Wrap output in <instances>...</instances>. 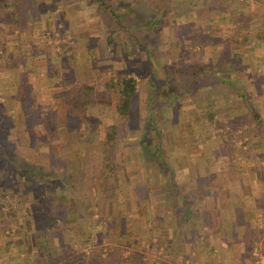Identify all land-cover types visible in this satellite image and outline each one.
I'll return each instance as SVG.
<instances>
[{"label": "rangeland", "instance_id": "1", "mask_svg": "<svg viewBox=\"0 0 264 264\" xmlns=\"http://www.w3.org/2000/svg\"><path fill=\"white\" fill-rule=\"evenodd\" d=\"M40 1L42 0H8L5 4L0 5V33L5 32L7 35L5 38L9 37L11 43L17 42L15 45L9 46L6 42L7 38L2 42L0 40V70H5L6 75L10 72L14 75L15 69L22 67L20 71L16 70L15 76L0 77V101L1 99L6 100V90L5 93L3 92L7 87L6 81L21 86L24 83L21 71L30 68V64L23 59L15 63L10 58L12 57L9 53L10 50L16 52L14 47L17 46H19V52L17 56H14V59L23 55V43L19 40L22 31L33 33V29L30 27L31 23L28 22L39 20L40 15L41 19L50 25L54 19L49 17V9L47 10L45 7L42 14L37 13L35 8H37L36 5H41ZM98 1L96 0L95 3L100 4ZM53 2L52 14L57 16L56 20L61 22L62 26L65 22L76 26L80 20H86L89 15L88 19H97L98 23L110 24L111 27L109 33L111 38L108 42L103 43L101 37L94 39L99 40L90 44L88 52L84 54L86 59L76 58V56L83 55L75 52L76 45L71 41V29H66L65 33H62V39L59 38L61 37L58 35L61 33L59 31V33L54 31L55 35L53 36L48 34L50 38H56L49 44L54 45L58 50L62 48L69 54H64V56L75 57L76 59H73L75 65L81 64L88 70L92 68V65L96 66L92 68L95 77H83L80 80L82 84L86 85H79V87L91 88L84 97L87 102L85 116L81 117V120L79 118L75 120L78 116L67 119L66 108L64 109L63 103H60L62 101L66 103L71 91H78L75 89L79 87L74 86L60 99L59 96H56L57 94H51L50 90L56 89V81L59 82V86L62 83L58 79H55L56 81L49 79L45 84L48 90L43 89V84H39V86L34 84L37 89V94L34 97H39L41 106L31 108L27 112V115L29 112L31 115L27 117L29 119L24 122V125L19 124L20 129L7 123L8 110H0V139L3 138L1 140H3L5 151L13 153L15 158L24 157L26 160L34 159L33 155L36 156L38 151L47 148H53V151H57L58 154L65 153L63 155H68L70 150L78 149L95 152L96 156L91 155L86 158V161L93 162L92 172L85 173L87 177L89 174H92V177L97 175L87 182L90 186L93 183L95 193L101 188L103 191L98 193L100 197H108L113 203L110 205L111 208L116 209L122 215H111V220L95 221L94 225H90L91 222L89 224L88 222H77V225L85 224V228H89L82 234H80L81 231L74 230L72 231L74 236L69 231L70 233L61 237L58 235V229L55 231L52 229V226L61 223L58 220L61 214L56 210L57 208L59 211L72 210V204L60 207L48 195L44 197L45 202L34 200L29 204L28 197L24 196L26 190L23 191L15 185L13 188L5 187L8 180L0 172V260L9 254L12 258H18L20 264H64L65 260L79 254L82 259L75 264H152L154 256L162 257L153 252L156 240H153L151 236L150 203L152 193L161 190V188L166 191V182L168 179L171 181L172 175L170 174L172 173H168L166 166H170L173 171L184 164H203L202 158L199 157L200 152H210L213 155L218 152L231 153L230 146L238 145L240 149L237 148L236 153L239 154L241 151L260 145L253 146V140L249 138L252 135L258 136L259 134H254V132L263 130L260 121L258 120L257 124H251L249 112L240 114L237 120L232 118L227 123L219 122L215 118L220 119L223 115L221 116L222 113L215 110L216 101L213 93L206 96L207 123L202 124L201 116H203L204 110H202V102L199 101L202 93H199L198 87L203 83L210 85L215 82L222 83L224 90L228 93L226 94L224 91V95L230 97V93L233 91V99L236 104L241 99L238 105L252 103L253 99L254 103L258 100L255 97V87L264 86L260 72H253L251 77L249 73L247 76L249 79L247 77L239 78V82L242 80L244 87V92L242 91L239 98L232 87V81L235 79L232 77L234 72L217 71L218 65H220L217 62L222 66L226 63H233L231 57L235 56L237 49L241 50L242 47L245 49L248 46L251 47L254 54L264 53V0H196V3L192 1L186 3V0H165L161 5L156 4L153 8L137 6V10L134 9L136 0H103V7L97 9L95 14L86 12L84 7L86 5L83 2L76 5L74 3L72 6L65 1ZM61 2L64 6L62 12L57 10ZM144 5L145 3H143V7ZM110 9L119 16V20L123 23L121 28L115 27V17L109 13ZM14 12L17 13L14 15ZM204 12H208V14ZM208 18L209 20H207ZM158 19L161 20L160 23H157ZM11 20L9 28H2L3 24H7ZM251 20L256 27L249 28V24V31L257 28V33L259 32V36L262 38L256 39L255 33L252 42L250 39L249 42L239 41V35L234 30L236 27L232 26L234 24L246 26L245 23ZM13 28L18 33H13ZM49 37L45 39L48 41ZM30 41L32 39L27 43ZM208 47H212L210 51H207ZM102 56H110V58L102 60L100 59ZM207 59L209 60L207 61ZM45 61L43 63H46ZM104 63L107 66L100 70L98 67ZM6 66L9 68L5 69ZM199 66L205 68L207 66V70L200 73ZM122 75L134 78L137 89L136 114L133 118L132 115L129 116L130 120L127 121L122 120L114 111V106L118 103L115 81ZM223 79L228 82L224 83ZM248 88L251 91H248ZM150 94L153 101L148 103ZM48 104L50 106L43 108ZM222 104L225 105V102ZM151 106L153 109L151 115L155 123V141L151 140L147 132L144 133L148 119L146 113L149 111L148 109H151ZM40 113H47L46 116L44 114L43 121L37 117ZM136 119L139 121L136 122ZM56 120L60 122L62 120L64 123L56 125L53 123ZM83 120H85L84 123H82ZM213 120L219 123H214ZM68 123L79 125L77 126L78 131H81L80 127H84L81 136L87 137L89 140L79 141L77 129L73 132L66 130L65 126L67 127ZM111 123H116L118 126L116 158L114 157L117 162L116 166L99 162L101 161L103 131L106 125ZM25 129L27 133L22 134L21 132H25ZM228 129H234L232 137H228L227 132L223 133ZM58 130L61 131V137L56 140L54 134ZM28 132L32 133L29 135ZM142 146H148L152 153H155L156 150L159 151L160 155L156 157V161L144 158ZM211 160L212 157H207L206 164H209ZM161 161L166 162L165 167ZM227 163L230 162L227 160ZM0 164L2 163L0 162ZM103 164L105 169H103ZM6 166L7 164L3 162L2 167ZM56 166L60 167L58 164ZM76 172L83 173L84 171ZM101 174H107V176L102 175V178L105 179L104 185L97 178ZM74 178L75 176L70 177V180L74 181ZM76 182L83 183V180L78 179ZM155 182H159L157 184L159 187ZM45 189L39 190L37 186H32L30 191L45 193ZM105 189L106 193H104ZM72 190L78 191L76 196L80 197L79 190ZM59 192L62 193L59 196H67L68 199L69 190L60 188ZM31 196L33 198V195ZM68 202L70 201L68 200ZM41 208L49 212L51 222L42 219L45 214L44 212L41 214L39 210ZM46 223L50 225V233L44 232L43 228L46 226L43 225ZM60 225H58L59 228ZM38 228H41L43 232H39ZM77 233L79 235L75 236ZM37 234L41 236L42 246L35 243ZM82 235L88 236L87 242L81 240ZM6 242L7 247H1Z\"/></svg>", "mask_w": 264, "mask_h": 264}, {"label": "crops", "instance_id": "2", "mask_svg": "<svg viewBox=\"0 0 264 264\" xmlns=\"http://www.w3.org/2000/svg\"><path fill=\"white\" fill-rule=\"evenodd\" d=\"M53 1L57 3L58 1L69 2L68 5L70 6L74 3L76 5L83 2L86 5L84 6L85 11L90 12V14H95L97 9L99 10L103 7V4L95 3L96 0H42L40 1L41 5H36L37 8L35 9L37 13L42 14L45 11V7L47 10L49 9V17H53L54 19L51 25L46 21L44 22L41 19V15L39 20L28 22L31 23L30 27L33 29V33L26 31H22L21 33L19 40L23 43L22 57L14 59V56L18 55L19 46L14 47L16 52L12 50L9 52L13 62L17 63L20 59H23V61L30 64L29 69L22 70L24 73L21 71L24 80L21 86L6 81L7 87L3 90V92L6 90V93L4 92L6 100L1 99L0 110H8L6 121L9 124L15 125L16 123L24 125V122L29 119L27 117L31 115L30 112L27 115V112L31 108L41 106L39 104V97H34L37 94V89L34 84L38 86L39 84H43V89L48 90L45 87L48 80L54 81L58 79L62 84L59 86V82L55 80L56 89H51L50 93L57 94L56 96H59L61 99V96L67 94L74 86L86 85L80 82L83 77H95L94 70H92L95 65H92L90 70L87 67L83 68L81 64L75 65L76 63L73 62L75 57L64 56V54H69L64 52L62 48L58 50L54 45L53 48L49 43L54 42L53 40L56 38L53 39L54 37L50 38L49 36L55 35V32L58 31L61 32H58V35L61 36L62 33H65L66 29H71V41L76 45L75 52L83 55L76 56L78 59H86L84 58L86 56L84 54L88 52L90 44L92 45L94 44L93 41L96 42L99 40L94 39L101 37L103 43H106L111 38L109 34L111 29L110 24H100L97 19V21L95 19L90 20L88 19L89 15L86 20H80L76 26H72L68 22H65L62 26V23L56 20L57 16H53L52 14L51 6L54 3ZM62 2L57 9L61 12L64 11ZM16 13L14 12V15ZM11 19L13 20V18ZM12 20L7 24H3L2 28H9ZM245 24L246 26L244 24H234L232 27H236L234 30L239 35V41L244 40V42H249L250 39L252 42L255 33H257V28L249 31L248 25L250 24L249 28L256 27V25L253 24V20ZM15 32L18 33L13 28V33ZM5 36H7L5 32L0 33L1 42L7 38L6 42L9 46L17 43H11L10 38H5ZM46 37H49L48 41L45 39ZM59 38L62 39V36ZM31 39L32 41L27 43ZM211 48L208 47L207 51H210ZM251 51V47L249 46L246 49L244 47L241 50L237 49L235 56L231 57L233 63H226L227 66L226 64L224 65L228 68V72H234L232 77H235V79L232 81V87L235 89L234 92L238 94L237 96L239 98L241 97L242 91L244 92L242 80L239 82V78L245 79V77L249 76V73L251 77L253 76V72H260L264 84V53L254 54ZM210 57L212 58V56ZM105 58H110V56L100 57L102 60ZM44 60H46V63H43ZM257 62H260V64H257ZM217 63L220 64L218 65L217 71L221 72L224 66L219 62ZM106 66L104 63L98 68L101 70L102 67ZM7 68L9 67L6 66L5 69ZM21 69V66L20 68H16L15 73L16 70L20 71ZM198 69L202 73V71L207 70V66L206 68L199 66ZM105 71L108 72L109 70L107 69ZM15 73L13 75L10 72L6 75L5 70H0V77L15 76ZM247 78L249 79V77ZM198 88L199 93H202L199 101L202 102V110H204L203 116H201L202 124L207 123L205 114L207 108L206 96L207 94L212 95L213 93L216 101L215 110L222 113L221 116L223 115L220 119L216 117V120H219L221 123H227L232 118L237 120L240 114H248L250 112L248 116L251 115V124H257L256 122L261 120L260 122L264 130L263 85L255 87V97L259 101L256 100L254 103L253 99L251 100L253 104L246 103V105L245 103L238 105L241 99L238 101V104L234 102L233 91H231L230 97L224 95V91L226 94L228 93L224 90L225 88L222 83L215 82L213 85L203 83ZM250 88L253 89L252 86ZM248 91L251 90L248 88ZM222 102H225V105ZM60 103H63L64 106L63 101ZM47 106H50V104L45 105L43 108ZM44 114L45 116L47 115V113ZM44 114L40 113L37 116L39 120L43 121ZM254 115L256 116L254 117ZM213 122L219 123L214 120ZM53 123L62 125L64 122L62 120L61 122L56 120ZM11 130L14 131L12 128ZM21 133L25 134L27 132ZM55 133L54 137L57 140V138L61 137V131L58 130ZM259 135H252L249 138L253 140V146L260 145L248 148L239 154L218 152L213 155L210 152H200L199 157L202 158L203 164H184L179 168L173 169V171L170 166H166L168 173H172L170 174L172 178L169 175L171 181L169 179L167 180L166 191L161 188V190L152 193L150 203L151 236L153 240H156L153 252L160 254L162 257L154 256L152 264H252L254 260L252 249L254 247L258 248L260 258H264V131ZM41 139L49 140L48 138ZM94 153L88 150L83 151L78 149L74 151L70 150L68 151V155H63L65 153L58 154L57 151H53V148H47L46 150L38 151V155H33L36 160H27V162H30L34 166L33 170L28 171L29 174L37 178L33 184L29 185L26 183L22 186L23 191L26 190L24 196L28 197L29 204L34 200L38 202L39 200H43L45 202L44 197L46 195L53 198L54 203L60 207L65 204H72V210L59 211L58 208L56 210L61 214L58 219L61 225L57 223L52 226V229L54 231L58 229V235L61 237L65 236L69 231L72 234L74 230L85 231L89 228H85V224L77 225V222H88V224L91 222L90 225H94L95 221L106 222L112 219L111 215L115 216L119 214L116 209L111 208L110 205H113V203L108 197L102 200L96 197L93 183L90 186L87 181L80 183L76 182V180H70V177L78 174L76 171L92 172L93 162L86 161V158L91 155L96 156L97 154ZM207 157H212L209 164H206ZM227 160L230 162L229 164ZM99 162L102 164L104 161L101 160ZM220 163L226 164L220 165ZM57 164L60 167L56 166ZM103 169H105L104 164ZM155 184L157 185L159 182H155ZM8 185L7 187H14V184L9 183ZM32 186H37L39 190L46 188L45 193L41 191L40 193L39 191L32 193L30 191ZM89 186L91 187L90 190ZM157 187L159 186L157 185ZM60 188L69 190L68 199L67 196H59V194H62L59 192ZM72 189L79 190L81 192L78 193L80 197L76 196L78 191L75 192ZM28 190L29 192H27ZM31 195H33V198ZM36 196L38 198H35ZM39 210L41 214L42 212L45 214V217H42V219L51 222L52 219L48 215L49 212L43 208ZM98 218L99 220H97ZM58 225H60V228ZM43 226H46L43 228L44 232H51L48 223ZM38 230L39 232H43L41 228H38ZM72 235L74 236V234ZM77 235L79 233L75 234V236ZM261 264H264V259H262Z\"/></svg>", "mask_w": 264, "mask_h": 264}, {"label": "trees", "instance_id": "3", "mask_svg": "<svg viewBox=\"0 0 264 264\" xmlns=\"http://www.w3.org/2000/svg\"><path fill=\"white\" fill-rule=\"evenodd\" d=\"M8 0H0V5L2 3H6ZM11 1V0H9ZM137 2L135 3V10H137V6L141 7V8H145V7H149V8H153L154 5L159 4L161 5L165 0H136ZM186 3H190L191 1L196 3V0H186ZM101 4H103V0H99L98 1ZM143 3H145L144 7H143ZM140 5V6H139ZM109 13L112 14V16H114V20H115V27L117 28H121L123 26V23L119 20V16L116 15L111 9L109 10ZM202 13V12H201ZM205 14H208V12H204ZM198 14H200V12H198ZM210 18V17H209ZM209 18L207 20H209ZM157 23H160L161 20H157ZM211 21V18H210ZM208 22V21H207ZM155 24V23H154ZM125 25V24H124ZM124 29L126 30V27H124ZM262 36H259V32L256 33V39H261ZM223 70L225 72L228 73V68L224 66ZM224 83L228 82V80L223 79L222 80ZM115 87H116V94L118 97V103L114 106V111L116 113L117 116H120L122 118V120H130V117L132 115V118L135 117V108H136V99H137V89H136V81L134 80V78H132L131 76H120L119 78L116 79L115 81ZM75 90L78 91H71V94H69L68 99L66 100V103L64 102V109L66 108V113H67V119L73 117L76 118V116H78L75 120H77L79 118V120H81L80 118L85 116V112H86V105L87 102L86 100H84V97L89 93V91L91 90V88L86 87H79ZM152 98H151V94L148 96V103H151ZM153 105V104H152ZM149 111H147V122L145 124V128H144V133L147 132V134L151 137V140L154 139V137H156V133L154 134L155 131V123L153 122V117L151 115V111H153L152 106L151 109H148ZM155 111V110H154ZM256 115H254L255 117ZM85 120L82 121V123H84ZM139 121L136 119V122ZM208 121L209 118H208ZM261 121V120H260ZM66 122V121H65ZM81 123V122H80ZM77 124H79V122H77ZM76 123H68V126L66 128L67 131L69 132H73L76 131L77 129V125ZM260 124H262L260 122ZM144 125V123H143ZM10 126L12 127H16L17 129H20V125L19 124H15L12 125L10 124ZM238 127V126H237ZM240 127V125H239ZM23 128H25V126H23ZM79 129V128H78ZM77 129V139L79 141H86L89 140V138L87 137H83L81 136V133H83V128L80 127L81 131H78ZM117 129L118 126L116 123H111L106 125L104 131H103V138H102V143H101V150H100V157L101 160L104 161L105 163H109V164H113L114 166H116L117 162L115 161V156H116V142H117ZM233 130L234 129H228V131H223V133H226V135L229 136H233ZM260 130V129H259ZM25 131L27 132V130L25 129ZM261 131H257L256 133L254 132V134H260ZM29 135L32 132H28ZM143 135V134H142ZM3 139V138H1ZM0 139V162L3 164L6 163L7 166L4 168L2 167V164H0V172L4 174V178H7L8 180V184H14L15 187H19V188H23L22 186H24L26 183L27 184H33V182L35 180H37V178H35L34 176H31V174H29V170H33L34 166L30 163L27 162V160L22 157V158H15L13 153H10L9 151H5V148L2 144V141ZM30 141H32V139L29 138ZM141 140V139H140ZM143 141V140H141ZM150 141V139H149ZM155 141V139H154ZM87 143H90V141H87ZM142 143V142H141ZM243 143V142H242ZM245 143V142H244ZM141 145V144H140ZM230 148L232 149V153H236L237 148L240 149V146L236 145V146H230ZM143 156L146 160H155L156 161V157L158 155H160L159 151L156 150L155 153H152V151H150V148H148V146H142L141 147ZM115 157V158H114ZM162 165L165 167L166 166V162H162ZM35 174V173H34ZM97 175V174H96ZM96 175H94V177H91V175L89 174V176H86V173H78L76 174L74 180H83V181H90L93 178L96 177ZM102 175L107 176V174H101L100 176H98L97 178L99 179L98 181L102 183V185H104L105 179L104 177L102 178ZM104 180V181H103ZM36 183V182H35ZM8 184H5V187L9 186ZM105 188V187H104ZM103 191L101 188L98 189V192H96V195ZM106 193V189L105 192ZM101 194V193H100ZM106 196V194H104ZM98 198L100 200H102L103 198L100 197V195L98 194ZM100 206V205H98ZM84 231H81L80 234H82ZM35 236V235H34ZM41 236H39L38 234L35 236V243L36 245H41L42 246V241H41ZM83 239V241L88 240V236H83L81 237V240ZM1 247H7V242L4 243ZM19 255V254H18ZM98 255V254H96ZM99 257V256H98ZM11 255L6 254L4 256V258L2 260H0V264H20V262L18 261V258H12ZM117 259H119L118 256H116ZM80 259H82V257L77 254L76 256H73L67 260H65L64 264H75L77 263ZM87 259V258H86Z\"/></svg>", "mask_w": 264, "mask_h": 264}, {"label": "built area", "instance_id": "4", "mask_svg": "<svg viewBox=\"0 0 264 264\" xmlns=\"http://www.w3.org/2000/svg\"><path fill=\"white\" fill-rule=\"evenodd\" d=\"M252 256L254 257L252 264H261L262 259H264V258H260L257 247H254L252 249Z\"/></svg>", "mask_w": 264, "mask_h": 264}]
</instances>
